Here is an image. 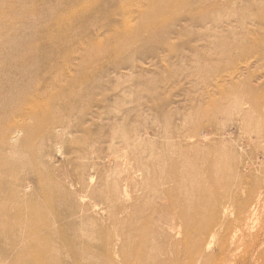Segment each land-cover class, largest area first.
<instances>
[{
  "label": "rangeland",
  "instance_id": "obj_1",
  "mask_svg": "<svg viewBox=\"0 0 264 264\" xmlns=\"http://www.w3.org/2000/svg\"><path fill=\"white\" fill-rule=\"evenodd\" d=\"M0 264H264V0H0Z\"/></svg>",
  "mask_w": 264,
  "mask_h": 264
},
{
  "label": "bare ground",
  "instance_id": "obj_2",
  "mask_svg": "<svg viewBox=\"0 0 264 264\" xmlns=\"http://www.w3.org/2000/svg\"><path fill=\"white\" fill-rule=\"evenodd\" d=\"M126 25H127V24H126ZM126 25H125V27H126ZM255 39H256V37L253 38V40H255ZM260 46H261V45H260ZM245 53H246V52H245ZM245 53H244V54H245ZM244 54H243V55H244ZM260 56H261V53H258V52L256 53V55H253V57H255V58H257V59H258ZM238 60L240 61V58H239ZM226 61H227V60H226ZM225 63H226V62H225ZM229 63H230V62H229ZM233 73H235V69H233L231 72H228V75L231 76ZM237 101H238V100H237ZM261 195H262V194H261ZM258 198H259V197H258ZM117 200H118V199H117ZM257 201H258V200H257ZM257 203H258V202H257ZM257 203H256V204H257ZM253 211H254V210H253ZM253 211H252V212H253ZM256 211H257V210H256ZM256 215H257V214H256ZM250 217H251V216H250ZM255 218H256V217H255ZM254 220H255V219H254ZM255 221H256V220H255ZM234 222H235V221H234ZM242 222H245V220H242ZM248 223H249V222H248ZM249 225H250V224H249ZM209 238H210V237H209ZM202 242H203V241H202ZM205 247H206V246H205ZM186 252H187V250H186Z\"/></svg>",
  "mask_w": 264,
  "mask_h": 264
}]
</instances>
